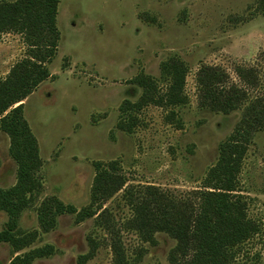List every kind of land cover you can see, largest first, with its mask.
Segmentation results:
<instances>
[{
	"label": "rangeland",
	"instance_id": "374dc122",
	"mask_svg": "<svg viewBox=\"0 0 264 264\" xmlns=\"http://www.w3.org/2000/svg\"><path fill=\"white\" fill-rule=\"evenodd\" d=\"M57 27V55L46 65L51 77L23 103L43 166L42 187L33 199L27 194L31 204L18 229L37 236L18 254L1 243L0 264L46 246L53 254L31 264H79L84 258V264H114L117 236L129 264H171L174 239L159 232L145 243L128 226L133 213L123 200L125 190L103 203L108 212L102 218L79 222L77 215L92 205L97 163H116L127 185L156 186L173 196L202 187L222 145L237 137L245 112L201 109L196 75L202 65L219 67L250 100L264 96V0H61ZM28 54L24 35L4 33L0 80ZM175 58L189 68L188 103L176 108L142 105L144 92L136 79L151 77L158 92H166L170 82L163 65ZM238 66L255 70L250 84L238 77ZM10 146L0 128L3 190L17 183ZM245 147L238 190L247 197L250 217L264 230V127L251 134ZM50 199L77 213L59 215L54 228L44 232L38 209ZM8 221L0 207V232ZM232 264H264V231L241 247Z\"/></svg>",
	"mask_w": 264,
	"mask_h": 264
},
{
	"label": "trees",
	"instance_id": "16d2710c",
	"mask_svg": "<svg viewBox=\"0 0 264 264\" xmlns=\"http://www.w3.org/2000/svg\"><path fill=\"white\" fill-rule=\"evenodd\" d=\"M61 0H0V39L4 33L24 35L28 56L16 64L6 79L0 80V128L11 139L10 155L18 165L17 183L10 190L0 188V207L8 213L9 221L0 232V244H10L15 253L31 246L37 235L19 231V220L30 207L34 192L40 191L39 172L43 166L37 140L24 116V101L39 85L51 77L47 63L57 55L60 32L57 17ZM187 64L170 59L163 65V74L170 82L159 93L151 77L136 79L143 88L142 105L155 104L166 108L184 106L189 99L186 82ZM238 77L250 84L253 68L238 66ZM198 105L201 109L232 113L244 109V119L228 143L222 145L218 163L203 181L201 188L187 196H173L156 186L127 185L116 170V163L96 164L92 205L78 213V221L108 212L104 204L125 190L124 202L132 210L128 226L145 243L154 241L159 232L176 241L171 250V264H232L246 243L263 234V224L250 217L246 195L238 190L239 175L246 154L245 144L251 134L264 127V96L250 100L246 91L230 81L228 73L219 67L202 65L196 75ZM27 194H30L27 197ZM98 203V209H93ZM76 214L73 206L57 199L45 200L38 209V220L44 232L57 223V217ZM107 225L108 229H113ZM114 264H129L120 239L114 238ZM51 246L13 258L11 264H31L37 258L53 254ZM84 258L79 264H84Z\"/></svg>",
	"mask_w": 264,
	"mask_h": 264
}]
</instances>
